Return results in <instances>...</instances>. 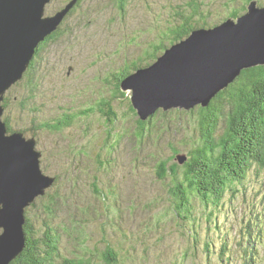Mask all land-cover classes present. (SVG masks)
I'll return each instance as SVG.
<instances>
[{
	"label": "trees",
	"instance_id": "16d2710c",
	"mask_svg": "<svg viewBox=\"0 0 264 264\" xmlns=\"http://www.w3.org/2000/svg\"><path fill=\"white\" fill-rule=\"evenodd\" d=\"M72 1L61 0L60 6L62 7L56 8L58 11L54 10L53 13L61 11ZM194 1L195 5H192V2H188L185 7L180 4L177 8L186 13L189 8H194L198 16L204 3L199 0ZM232 1L234 5H229L230 2L227 4L229 12L224 15L225 18L236 19L242 16L247 13L251 2L257 0ZM237 2H239L238 7L235 6ZM92 3L90 5L89 0H79L65 17L57 31L42 43V48L50 43L75 44L82 42L75 41L76 35L74 32L77 31L79 33L77 29H89L91 20L94 21L91 16L95 11L105 14L107 9L111 8L110 14L112 17L108 19V22L113 19L115 20L114 23L118 22L119 24L118 14L121 15V19L124 18L122 20H125V14L130 9V0H98V2L93 1ZM258 3L259 6H264V0H258ZM92 9L95 10L93 11ZM115 10H117V13L114 12ZM72 15H74L73 18ZM140 15L141 10H137L136 15L129 18L131 22L137 23ZM185 18L179 15V21L184 22L179 27H174L175 25L173 24L169 26L160 24L158 28L162 29V31L157 32L154 30L155 36L145 42L149 46L145 49L140 59L138 57L130 63L125 59L122 69L117 73H113V70H111V72L101 73V75L97 76L96 79L101 81L105 88L95 92L98 96L95 102L91 103L87 109L84 107L76 111L72 107V103L62 109L63 112L60 117L54 118L55 124L39 121V127L42 129H53L58 131V133H65L66 130L78 126L80 122L83 126V131L88 136H92L95 122L91 118L97 113L100 116L98 126L102 127L101 134L103 136L105 134L107 137L102 148L105 154L97 152L96 155H93L91 152L95 148L92 147L91 149L89 146L74 148L70 151L71 161L69 166L63 167L59 174H55L56 181L54 185L44 196L39 197L27 209L25 225L26 246L11 264H56L61 259L64 260L65 264H93L92 256L96 254L99 255L103 264H124L125 259L121 256V251L107 238H104L100 243L93 239L95 244L93 250L87 252L83 258H65L61 254L60 232L70 239L78 240L84 244L85 248L87 246L85 244L90 239L89 228L91 229L94 225L97 226L102 235L106 231L107 224L99 226L98 222L110 221L120 216L124 218L125 210L123 204L129 207L124 199L125 184L122 181H118L119 184H117L112 180L107 183L104 174L107 175V172L114 171L115 167L118 166V159L113 156L117 151L116 145H119L123 139H129V143L136 139V142L139 143L138 150H141V147H144L146 142V137L152 135V129L156 124H159L161 120L168 124L166 118L165 120L162 118L158 120L159 114L163 117L169 115L167 118L171 119V123L176 127L174 130L176 133H173V136L177 137V140H175L177 145L171 144L172 156L168 159L159 160L157 164L159 181L164 184L167 180L171 181L169 185L160 184L156 186L155 189L158 191L156 193L164 192L166 194L168 191L170 198L168 199L164 196L155 198L156 200L148 199L146 201V208L154 218L153 227L159 223L161 218H169L165 212L159 211L158 205L167 201L169 215L174 219L182 220L183 225L188 222L194 226L195 232L191 238L187 236L186 232H182L188 239L193 240V249L203 248L204 246L207 250L205 254L208 255L209 260L211 259L210 255L216 253L212 251H214L213 247L216 246L217 241H214V238L209 235L206 242H203L201 234L199 235L196 229L195 221L197 218L195 216L191 218V216L196 211V204L199 203L207 209L208 221L214 220L213 226H208L209 232L220 233V223L224 218L222 210L224 205L229 202L225 201L227 193L230 191L236 195L241 193L242 189L245 190V181L255 168L258 176L264 175V66L243 70L242 74L226 90L220 92L206 107L197 106L190 111L180 109L168 112L158 111L146 121L140 118L131 100L121 87V83L128 75L143 65L153 64L164 53L166 48L187 37L193 30L210 28L209 24L201 25L200 22L191 24L189 20L185 21ZM70 27L72 28L70 29ZM147 28L148 26L143 31H138L137 34L135 32L127 34L124 44L130 41L133 42L131 44H143L137 42V40L139 36L147 33ZM41 51L37 52L30 69L23 78V80L25 79L24 81L30 83L32 78L34 79L36 76L35 72L38 69L37 59ZM145 59L146 61L148 60L146 64L143 63ZM114 68L117 69L116 66ZM21 82L16 85L18 88H21L23 83ZM25 87L27 93L23 97V102L19 103L21 108L20 115L23 117L28 111L36 116L38 108L31 107L30 110L27 108L36 99V88L32 89L31 85H25ZM22 89L25 90L24 85ZM4 106L5 108L9 107V99L7 97L4 101ZM176 113H186V116L193 114L194 119L191 120L193 124H187L181 118H179L181 121L176 120L175 117H172ZM37 120L33 119V123ZM6 122L11 131H14L11 118H6ZM126 124L130 126L127 127V130L122 131L121 129ZM183 125L186 126L182 127ZM187 125L190 127L189 129ZM112 138L117 142L112 143ZM179 157H186L183 164L179 161ZM84 184L94 194L93 201H82L75 198L71 193ZM138 190V187L133 188L135 192ZM142 192L148 195L147 190ZM139 199L142 200V198ZM129 202H132V199H129ZM136 203L137 201L132 202L129 208L130 211H132L131 207L135 206ZM38 205L41 206L42 214L41 218L38 219L36 217L37 227L33 225L35 218L32 216L31 210L37 209ZM72 206L78 207L82 212V216L86 218L78 221L80 226L73 219L61 220L62 212L68 211ZM118 207H120V210ZM90 212H94L96 215L89 216ZM263 219L264 216L262 219L259 218V221L262 222ZM58 221L62 222L58 224ZM80 221L84 223L81 224ZM201 223L199 224L200 229L202 228ZM179 227H181L180 224ZM119 231L126 237L131 236L129 231H127V235L121 228ZM222 235V246L217 250V253L222 255V258L220 257L222 262L230 264L223 260V256L227 252V248H229L227 244L229 232L220 233V236ZM245 239L247 244L243 245L242 258L246 264H255L258 247L264 239L262 227L255 229L251 225H247Z\"/></svg>",
	"mask_w": 264,
	"mask_h": 264
},
{
	"label": "rangeland",
	"instance_id": "374dc122",
	"mask_svg": "<svg viewBox=\"0 0 264 264\" xmlns=\"http://www.w3.org/2000/svg\"><path fill=\"white\" fill-rule=\"evenodd\" d=\"M93 1L98 2V0H89V4L92 5ZM199 1H202L204 5L201 6V12L199 11L197 16L194 8H189L187 13L177 8L180 4L185 7L188 2L195 5L194 0H130V9L125 14L126 19L122 20L124 18L121 19V15L118 14L119 24L118 22L114 23L115 20L113 19L108 22V19L112 17L111 8L107 9L105 14L95 11L91 16L94 20H91V27L89 29H77L80 33L78 36H81L85 41L75 44L50 43L44 48H42V43L39 45L40 48L38 47L37 52L42 51L37 59L38 71L35 72V80L32 78V82L29 83L24 79L23 83L21 82V88L15 86L10 89L6 95L9 99V107L5 108L4 120L11 118L14 131H21L27 138L36 139L37 149L42 153L40 160L44 175L55 178V174H59L63 167H68L71 161L70 151L74 148L89 146L91 149L92 147L95 148L91 154L96 155L97 152L105 154L102 148L107 137L104 133L105 137L101 134L102 127L98 126L100 116L97 113L91 118L95 122L92 136H88L83 131L80 122L78 126L66 130L65 133H58L53 129H42L39 127V121L55 124L54 118L60 117L63 112L62 109L72 103V107L76 111L84 107L87 109L98 96L95 92L105 88L96 77L101 73L111 72V70L113 73H117L122 69L125 59L129 63L138 57L140 59L149 46L145 42L155 36L154 30L162 31L158 28L160 24H166V26L173 24L174 27L182 26L184 22L179 21V15H181V17H186L185 21L189 20L191 24L200 22L201 25L209 24L211 28L227 19L224 15L229 12L228 2H230L229 5H234L232 0ZM60 4L61 0H52L46 10V15L52 14L56 8L62 7ZM238 5L239 2L235 4L236 7ZM137 10H141L139 21L137 23L131 22L129 17H134ZM114 12L117 13V10ZM73 17L74 15H72ZM147 26V33L139 36L137 40L143 44H131L132 41L124 44L127 34L132 32L137 34L138 31H143ZM144 61L143 63H148V60L145 59ZM70 68H72L71 72ZM23 85L25 90L22 89ZM25 85H31L32 89L36 88V99L27 107L29 110L31 107L38 108L36 116L28 111L23 117L20 115L19 103L27 93ZM168 116L158 115V120H160L159 118L164 120L166 118L168 124L163 120L156 124L152 129V135L146 137V142L141 150H138L139 143L136 142V139L129 143V139L126 138L119 145H116L117 151L113 157L118 159V166L115 167L114 171L107 172V175L104 174V178H106L107 183L112 180L117 184H119L118 181L125 184L124 199L125 203L129 205L126 207L123 204L125 216L123 215L124 218L120 216L110 221L98 222L99 226L107 224L106 231L102 235L97 226L94 225L91 229L89 228L90 239L85 244L87 245L85 248L84 244L78 240L70 239L60 232L61 254L65 258H83L87 252L93 250L95 246L93 239L100 243L104 238H107L121 251V256L125 259L124 264H209V261L210 264H225L221 261L222 255H219L217 250L222 246L221 237L223 235L220 236V233L225 234L228 231L229 241L227 244L229 248H227L223 260L230 264H242L246 226L251 225L255 229L262 227L264 231V219L262 222L259 221V218L262 219L264 216V175L258 176L256 168L250 172L245 181V190L242 189L241 193L236 195L230 191L227 193L225 201L229 202L224 205L222 210L224 218L220 223V233L209 232L208 226L212 227L214 220L208 221L207 209L199 203L196 204V211L191 218L193 216L197 218L195 221L196 229L199 235L201 234L202 241L206 242L209 235L214 238V241H217L216 246L213 247L214 251H212L216 253L210 255V260L205 254L207 250L204 246L193 249V240L190 238L195 232L194 226L188 222H185L184 226L182 220L174 219L169 215L167 201L158 205L159 211L165 212L169 218H161L159 223L153 227L154 218L146 208V201L148 199L156 200L155 198L164 196L170 198L168 191L166 194L164 192L158 194L155 189L160 184L169 185L171 181L166 179L165 184L161 183L157 174L158 161L170 158L173 154L171 144L177 145L175 142L177 137L173 136V133H176L174 131L176 127L171 123V119L167 118ZM172 117H175L176 120L181 118L187 124L192 123L191 120L194 119L193 114L186 116V113H176ZM33 119L38 120L33 123ZM128 126L130 125L126 124L121 130H127ZM184 126L186 125L182 127ZM111 142L116 143L117 141L112 138ZM69 185L71 184L69 183ZM132 187H138L139 190L135 192ZM144 190H147L148 195L143 194L142 191ZM71 193L75 198L82 201L94 200V194L86 184ZM129 199H132V202L137 201L135 206L131 207L132 211L129 210L132 204ZM40 208L41 206L38 205L37 209L31 210V214L35 218L33 225L37 227L35 221L36 217L41 218L42 210ZM118 208L120 210V207ZM95 215L94 212L89 213V216ZM69 219H73L80 226L78 221L86 218L82 216L78 207L72 206L68 211H63L61 216L62 221ZM62 221H58V224ZM80 223L84 222L80 221ZM200 223L202 224L201 229L199 228ZM120 228L125 234L129 231L131 236H124L119 231ZM182 232H186L190 238L188 239ZM92 263L103 264L98 254L92 256ZM56 264H65V262L61 259ZM257 264H264V246L258 251Z\"/></svg>",
	"mask_w": 264,
	"mask_h": 264
},
{
	"label": "water",
	"instance_id": "95a60500",
	"mask_svg": "<svg viewBox=\"0 0 264 264\" xmlns=\"http://www.w3.org/2000/svg\"><path fill=\"white\" fill-rule=\"evenodd\" d=\"M51 1L0 0V264H11L23 252L27 209L56 181L42 172L36 139L11 131L4 120L6 95L79 0L46 15ZM258 66H264V6L252 1L236 19L193 30L153 64L128 75L121 87L146 121L158 111L206 107L243 70Z\"/></svg>",
	"mask_w": 264,
	"mask_h": 264
},
{
	"label": "flooded vegetation",
	"instance_id": "af4514ba",
	"mask_svg": "<svg viewBox=\"0 0 264 264\" xmlns=\"http://www.w3.org/2000/svg\"><path fill=\"white\" fill-rule=\"evenodd\" d=\"M55 11H58V10H55ZM56 13V12H55ZM72 27H70V29H71ZM74 34L76 35V37L74 38L75 39V41H85L81 36H78V35H80L79 33L77 34L76 32H74ZM70 43H71V41H69ZM74 42V41H73ZM70 72H71V70H70Z\"/></svg>",
	"mask_w": 264,
	"mask_h": 264
},
{
	"label": "bare ground",
	"instance_id": "6f19581e",
	"mask_svg": "<svg viewBox=\"0 0 264 264\" xmlns=\"http://www.w3.org/2000/svg\"><path fill=\"white\" fill-rule=\"evenodd\" d=\"M258 1V0H257ZM258 6H259V3H258ZM260 7H263V6H260ZM40 48V47H39ZM42 154V153H41ZM23 226H24V224H23ZM24 239L26 240V242H27V238H26V233H25V231H24Z\"/></svg>",
	"mask_w": 264,
	"mask_h": 264
}]
</instances>
